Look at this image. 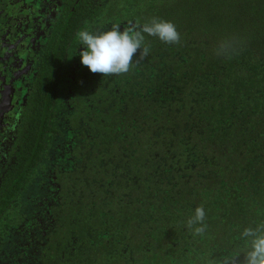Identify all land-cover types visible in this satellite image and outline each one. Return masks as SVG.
<instances>
[{
    "label": "trees",
    "instance_id": "1",
    "mask_svg": "<svg viewBox=\"0 0 264 264\" xmlns=\"http://www.w3.org/2000/svg\"><path fill=\"white\" fill-rule=\"evenodd\" d=\"M64 4L47 54L57 68L0 171V264L243 261L240 232L264 222V0ZM153 17L180 42L144 34L148 55L122 75L82 65L79 30ZM225 39L231 58L216 54ZM197 206L202 236L186 227Z\"/></svg>",
    "mask_w": 264,
    "mask_h": 264
},
{
    "label": "clouds",
    "instance_id": "2",
    "mask_svg": "<svg viewBox=\"0 0 264 264\" xmlns=\"http://www.w3.org/2000/svg\"><path fill=\"white\" fill-rule=\"evenodd\" d=\"M7 2L4 10H0V17L6 12H13L9 21L28 22L37 13H43L48 3L52 0H4ZM12 32V25L8 22ZM54 29V28H53ZM52 29V31H53ZM25 31H18L19 36ZM158 37L161 41L169 44L180 42V33L176 25L167 20L153 17L150 23L143 25L129 24L120 30L119 23L111 24L108 30L91 31L87 27L76 33L77 44L84 45L80 51L82 65L86 66L92 73H99L105 76L122 75L128 73L133 67L134 57L143 59L148 55L149 48L144 46L145 36ZM12 36H15L12 33ZM237 52L233 39H225L220 42L216 49L218 56L231 58ZM36 53V52H35ZM40 54L49 58L47 66L51 69L57 68L48 54V47L45 46ZM74 61L71 63L74 66ZM75 69V68H74ZM78 114H83L77 112ZM14 136V134H13ZM206 212L203 206H197L194 215L186 221V227L193 231L194 235H204L207 225L205 224ZM240 238L247 244L243 252L244 259H238L239 254L226 256L219 261L209 260L208 264H264V222L255 227L247 226L240 232Z\"/></svg>",
    "mask_w": 264,
    "mask_h": 264
},
{
    "label": "flooded vegetation",
    "instance_id": "3",
    "mask_svg": "<svg viewBox=\"0 0 264 264\" xmlns=\"http://www.w3.org/2000/svg\"><path fill=\"white\" fill-rule=\"evenodd\" d=\"M65 1L52 0L48 3L45 15L24 26L28 30L22 36H19L16 26L9 21L13 12H5L0 17V171L4 169L8 161L7 154L22 127L23 111L29 98L34 96L36 89L44 88L41 82L49 58L40 53L45 46L50 56V52L56 50V46L51 43V20L56 13L66 8ZM6 4L0 0V10H4ZM8 22L12 25V32ZM8 90L12 91L10 96H6Z\"/></svg>",
    "mask_w": 264,
    "mask_h": 264
},
{
    "label": "rangeland",
    "instance_id": "4",
    "mask_svg": "<svg viewBox=\"0 0 264 264\" xmlns=\"http://www.w3.org/2000/svg\"><path fill=\"white\" fill-rule=\"evenodd\" d=\"M39 17H42V13H37L35 16H33L31 19H29V23L34 21L35 19L39 18ZM28 22H26V25H25V22H16L14 25L16 26L15 29L16 31H25L28 30L27 28H25L24 26H27L29 25ZM23 26V27H22ZM44 29V28H43Z\"/></svg>",
    "mask_w": 264,
    "mask_h": 264
},
{
    "label": "water",
    "instance_id": "5",
    "mask_svg": "<svg viewBox=\"0 0 264 264\" xmlns=\"http://www.w3.org/2000/svg\"><path fill=\"white\" fill-rule=\"evenodd\" d=\"M11 93H12V91L8 90L7 93H6V96H10Z\"/></svg>",
    "mask_w": 264,
    "mask_h": 264
}]
</instances>
